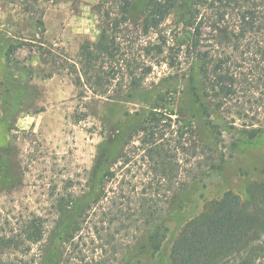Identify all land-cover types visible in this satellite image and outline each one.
Instances as JSON below:
<instances>
[{
    "label": "trees",
    "instance_id": "1",
    "mask_svg": "<svg viewBox=\"0 0 264 264\" xmlns=\"http://www.w3.org/2000/svg\"><path fill=\"white\" fill-rule=\"evenodd\" d=\"M95 12V40L71 56L42 48L41 62L66 69L81 100L133 101L140 94L141 101L107 135L85 195L55 197L61 232L74 238L86 217L105 209L118 233L143 228L157 252L167 231L164 205L209 162L210 145L198 142L195 125L221 133L231 106L232 121L244 120L251 137L264 125V0H99ZM154 73L158 80L148 81ZM185 89L197 108L190 116L177 109ZM43 235L40 217H32L18 236H0V248L13 243L27 251ZM169 258L264 264V181H251L245 196L229 189L208 200L182 226Z\"/></svg>",
    "mask_w": 264,
    "mask_h": 264
},
{
    "label": "rangeland",
    "instance_id": "2",
    "mask_svg": "<svg viewBox=\"0 0 264 264\" xmlns=\"http://www.w3.org/2000/svg\"><path fill=\"white\" fill-rule=\"evenodd\" d=\"M98 1L0 0V236H18L32 217H40L44 228L43 238L27 251L13 243L0 248V263L173 264L175 238L208 200L229 189L245 196L251 181H264V125L251 137L244 120L232 121L237 107L231 106L224 110L221 133L203 121L195 125L198 142L210 145L209 162L187 190L164 205L169 216L159 251L152 250L143 228L118 233L105 209L86 217L74 238L61 232L64 215L55 197L85 195L107 135L141 101L140 94L133 101L81 100L66 69L41 62L42 48L53 45L61 57L71 56L83 41L97 38ZM153 80L155 73L148 81ZM177 109L197 113L187 89Z\"/></svg>",
    "mask_w": 264,
    "mask_h": 264
}]
</instances>
